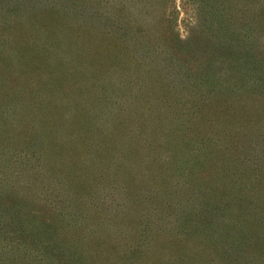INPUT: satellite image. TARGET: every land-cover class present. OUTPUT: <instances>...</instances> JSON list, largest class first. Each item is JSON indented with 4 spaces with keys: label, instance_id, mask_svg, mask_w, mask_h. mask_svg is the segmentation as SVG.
<instances>
[{
    "label": "rangeland",
    "instance_id": "374dc122",
    "mask_svg": "<svg viewBox=\"0 0 264 264\" xmlns=\"http://www.w3.org/2000/svg\"><path fill=\"white\" fill-rule=\"evenodd\" d=\"M223 3L263 28L264 0H0V264H264V111L246 87L230 114L224 93L188 98L157 39L167 19L210 46ZM185 100L212 106L222 147L174 178Z\"/></svg>",
    "mask_w": 264,
    "mask_h": 264
},
{
    "label": "trees",
    "instance_id": "16d2710c",
    "mask_svg": "<svg viewBox=\"0 0 264 264\" xmlns=\"http://www.w3.org/2000/svg\"><path fill=\"white\" fill-rule=\"evenodd\" d=\"M225 1L215 0L219 4ZM219 4L218 8L217 6L213 8L215 11V24L202 23L211 34V39H213L210 46L202 44L199 40H191V37L180 38L179 34L174 30L176 27L175 23H172V20L169 22L167 19H164L163 23L161 21L157 23V29L161 26L165 27L164 30H159L157 39L162 38V51L173 55V58L177 59V62L174 61L173 64L179 67L181 71V78L187 90L188 98L194 95L197 97L198 95V97L202 96L203 99H206L224 93L228 104L216 105L213 103V109L215 111L219 108L220 111L230 114L231 112H237L239 105H242V99L238 91L246 87V91L257 102V105L253 104L252 107L256 106V112L261 115L264 111V45L260 43L259 39L262 38L261 35H264V24L261 26L263 28H258L253 10L250 12L251 18L248 19L246 11L251 5L240 7L239 4L236 7L234 4L229 3H223V6ZM26 7L31 6L28 3ZM191 41H198L201 46L191 51ZM203 56H206L207 60L211 59V64L203 65V61L200 60L204 59L202 58ZM220 68L233 70V73H236L239 78L234 77L233 81H229L232 85L225 83L226 80L213 73V69ZM238 80L243 83L241 84L242 86L236 88L234 85L238 83ZM185 101L182 103L181 108L187 115L184 124L187 127L185 131L186 139L184 140L187 143L185 150L189 149L192 159L187 161L191 163V166L185 169H169L174 178L181 172L187 174L192 172L200 173L210 163V154L209 160H207V154L216 152L218 148L222 147L219 146L220 141L216 131L214 132L209 128L204 129L199 125V120H201L200 123L203 125L202 119L203 117L206 118L212 106L206 102L198 103V101L189 100L185 103ZM233 142L229 141V145L225 147L232 146ZM255 145L257 144H252V146ZM195 153L196 156L194 158ZM204 155L206 156L202 160ZM171 175L169 177H172ZM26 190L30 189L26 188ZM167 194V189L162 188L160 195L163 197ZM166 199L168 201V198ZM25 205L31 208L33 206L32 200L29 199V202L27 200ZM199 210L201 209L199 208L197 211ZM197 222H203V218L199 217ZM225 232L227 233L226 229ZM225 240H228L230 245L237 242L236 238L231 237V234Z\"/></svg>",
    "mask_w": 264,
    "mask_h": 264
}]
</instances>
